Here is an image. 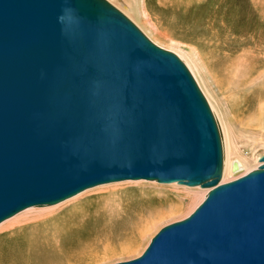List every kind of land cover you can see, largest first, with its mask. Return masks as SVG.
<instances>
[{"label": "water", "instance_id": "obj_1", "mask_svg": "<svg viewBox=\"0 0 264 264\" xmlns=\"http://www.w3.org/2000/svg\"><path fill=\"white\" fill-rule=\"evenodd\" d=\"M220 183L218 125L184 64L108 0H0V224L106 183L208 189L116 264H264V156Z\"/></svg>", "mask_w": 264, "mask_h": 264}, {"label": "bare ground", "instance_id": "obj_2", "mask_svg": "<svg viewBox=\"0 0 264 264\" xmlns=\"http://www.w3.org/2000/svg\"><path fill=\"white\" fill-rule=\"evenodd\" d=\"M192 1L190 0L188 6ZM230 2L236 9L235 14L228 16L227 22L224 17L218 24L214 20L216 23L212 25L214 27L216 24L219 28L212 38L216 44L212 45L214 47L212 51H217L214 53L213 69L219 77L212 73L211 68L205 66L197 54L198 51H193V55L199 58L203 70L209 76L215 92L212 94L207 90L212 100L218 105L221 104L225 111L236 108L241 113L249 116L258 114L261 118L264 116V0ZM202 8L196 7L194 13L201 11ZM242 8L250 13L252 16L250 20L247 19L248 12L246 19H242L245 15L240 16ZM124 9L129 11L126 6ZM187 10L189 11V8ZM238 26L242 40L240 41L237 35L235 37L232 35L234 38L229 40V35ZM235 31L237 32V29ZM213 114L223 149L220 183H226L229 174H232L235 180L248 172L239 161L231 162V156L226 164L223 130L214 112ZM262 156L264 152L255 155L258 163ZM142 181L148 180L101 184L58 205L34 206L16 214L0 224V236H3L0 240L1 249L4 254L6 253L4 257L17 261V264H86L102 256L99 254L100 249L104 251L103 256L114 254L119 246L122 250L128 251L136 246L151 225H160L166 220L171 221L189 215L207 193L176 187L164 188V185L173 184L177 187H189L177 183L162 184L149 181L163 185L157 187L144 185ZM130 185L136 186L140 192L130 191L128 188ZM147 189H152V192H147ZM35 208L41 210L30 211ZM64 213L70 219L61 218ZM129 231L131 238H126ZM125 238V243L121 244ZM118 239L122 240L117 242L119 246L115 247ZM0 259L3 260V257Z\"/></svg>", "mask_w": 264, "mask_h": 264}, {"label": "rangeland", "instance_id": "obj_3", "mask_svg": "<svg viewBox=\"0 0 264 264\" xmlns=\"http://www.w3.org/2000/svg\"><path fill=\"white\" fill-rule=\"evenodd\" d=\"M108 1L116 8L121 10L125 15H127V17L151 41V43H153L155 46L165 51L173 53L187 68L193 80L195 81L197 87L199 88L200 92L205 98L208 106L210 104L212 110L210 106L209 108L211 110V113L215 121L216 118L213 112L215 113L217 119L220 122L224 134L223 136L225 139L224 143L226 147V164L231 156V162L239 161L244 166L246 172H250L256 169L260 165V163H258V159L255 157V155L257 153L264 152V123H263L264 116L261 117L262 119L259 118L258 114H255V116L254 115L249 116L245 113H241L240 110L237 111L236 108L230 111L229 110L225 111L223 109L224 107H222L221 104L218 105L214 100H212V98L207 92V90H209L212 94L215 93L214 88L209 79V76L203 70L202 68L203 66L199 61V58L198 57L195 58V56L193 55L194 54L193 51L195 52L198 51L197 54L200 56L205 66L211 68L212 73L216 75V71L214 70L215 68L213 67V65L215 61L214 53H216L217 51L216 52L212 51V49H214L212 45L215 44L214 39L212 38L214 37V35H216V31H219L218 30L219 28L216 26V24L214 27H212V25H214V23L216 22L218 24L221 21V19L224 17L227 22L228 16L235 14L236 9L232 5H230L231 3L230 0H193L190 3V6H188L190 0H108ZM125 6L129 9V11L124 9ZM186 6L189 8V11L187 10L188 8ZM198 6H202L203 8L201 9V11L194 13L196 7ZM246 12L248 11H246L245 8H242V11H240L239 13L240 16L245 15L243 16V18L241 17L242 19H246L245 18L247 17ZM248 14L249 15L247 19L250 20L252 16L250 15L249 12ZM209 25L211 28L209 27ZM236 29L237 32L235 31ZM239 31H240V26L233 29L232 33L229 35L230 37L229 40L234 38L235 35H237L241 41L242 40V37L240 36L241 31L240 32ZM211 51H212V55H211ZM216 76L219 77V75ZM229 96L230 95L228 94V97ZM231 104L233 105V101L231 102ZM258 122H262V123H258ZM231 162H230V166H231ZM232 180H234V177L232 174H229L228 182ZM154 184L156 183H151L149 181L144 182V185L163 187V185H159V184L154 185ZM130 186L128 187L130 191L135 190L136 193L140 192V190L136 189V186H131V187ZM166 187H170V188L176 187L180 189L208 192V189L200 188V187H194V188L180 187V186L177 187V185L174 184L164 185V188ZM146 191L152 192V189H147ZM202 200L198 203V205L202 202ZM85 201L86 200H84V202ZM39 210L41 209L35 208V210H30V211H39ZM192 212H190L189 215ZM65 214L66 213H64L63 216L61 215L62 216L61 218H64V220H66V218L68 217V215L65 216ZM187 216L188 214L179 219L177 218L171 221L166 220V222H163L160 225L159 224L151 225L152 227L147 231V233H145V235L142 238L138 240L136 246L128 251L122 250L120 248L118 243L122 239H118L116 241L115 247L116 246L119 247L116 249V252L114 254L103 256L104 251L100 249L99 254L102 256H100L99 258L95 259L92 262H87V263L116 264V263L126 262L136 259L144 253V251L149 246L151 239L161 228H163L164 226L170 223L180 221L186 218ZM129 233L130 231L128 232L127 236H125L126 238L127 237L131 238V236H129ZM2 238L3 236H0V240H2ZM126 238L122 242L120 241L121 244L125 243ZM1 246L2 245L0 244V258L3 257L4 261L0 259V264H17V261L8 260L6 257H4L6 253L4 254V252L1 249L2 248Z\"/></svg>", "mask_w": 264, "mask_h": 264}]
</instances>
